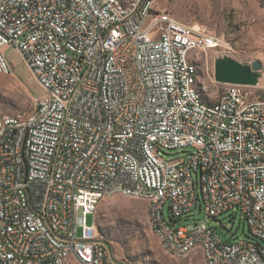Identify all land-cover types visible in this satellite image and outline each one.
I'll use <instances>...</instances> for the list:
<instances>
[{"label": "built area", "instance_id": "1", "mask_svg": "<svg viewBox=\"0 0 264 264\" xmlns=\"http://www.w3.org/2000/svg\"><path fill=\"white\" fill-rule=\"evenodd\" d=\"M159 1L117 17L108 0H0V62L11 71L4 50L18 52L43 93L28 125L0 121V264H123L86 224L113 188L155 193L173 255L202 241L264 264V92L228 85L214 108L197 102L189 50L223 41ZM197 207L238 213L255 240L181 224Z\"/></svg>", "mask_w": 264, "mask_h": 264}, {"label": "rangeland", "instance_id": "2", "mask_svg": "<svg viewBox=\"0 0 264 264\" xmlns=\"http://www.w3.org/2000/svg\"><path fill=\"white\" fill-rule=\"evenodd\" d=\"M158 8L177 22L194 30L216 36L223 46L216 50L189 51V61L198 70L197 90L206 104L216 103L228 85L214 78L217 58L231 57L242 64L261 62V81L249 89L252 98L264 92V0H160ZM5 56L11 71L0 72V115L25 117L36 108L42 90L18 52L6 49ZM10 67V66H9ZM186 151L193 152L192 149ZM171 157H184L181 150ZM152 204L146 199L114 194L105 197L95 213L86 217V224L96 222L99 234L108 241L116 260L130 264H206L202 255L195 252L184 258L166 254L161 241L153 231ZM169 219L170 212L165 211ZM204 223L215 229L223 241H254L244 219L233 212L225 213L217 221L208 219L204 210L195 208L181 224Z\"/></svg>", "mask_w": 264, "mask_h": 264}, {"label": "bare ground", "instance_id": "3", "mask_svg": "<svg viewBox=\"0 0 264 264\" xmlns=\"http://www.w3.org/2000/svg\"><path fill=\"white\" fill-rule=\"evenodd\" d=\"M108 1L110 2L114 11L117 12V17H129V10H125V9L134 8L135 5L138 4L139 0H108ZM142 20H149V9H142ZM187 67L190 71L191 93H193L195 100L197 102L205 103L196 87L197 75H198L197 68L195 65L189 62V58L187 59ZM9 70H10L9 65H3L0 62V72L8 73ZM207 108H214V104H207ZM36 111H37V104L33 112H31L29 115L25 117L0 115V121L16 122V125H28L29 122L32 120V118L35 117ZM114 194H122L127 197H132L137 199H146L152 204L151 217L153 222V231L156 237H158L159 240L161 241V245L166 254L170 255L171 257L180 259L190 256L195 252H199L202 255L204 262L206 264H229V259H221L217 254H215V251L213 250L212 247L204 246L202 241H191L189 244H187L186 247L183 248V250L178 252L176 255H173L172 253H175V243L173 241V235L166 226L158 227V221L156 220V219H162V222H170V216L168 219L165 213H162L161 210H158V203H155L156 202L155 193L147 192L144 189L113 188L111 191L106 192L105 197ZM105 197H102L101 201ZM98 205H96V208L98 207ZM93 228H95V234L97 238L100 241H102L104 244H106V246H109L108 241H106L104 238L100 236L96 222L93 225ZM122 261L123 264H129L126 260H122ZM237 264H253L252 256L237 257Z\"/></svg>", "mask_w": 264, "mask_h": 264}, {"label": "water", "instance_id": "4", "mask_svg": "<svg viewBox=\"0 0 264 264\" xmlns=\"http://www.w3.org/2000/svg\"><path fill=\"white\" fill-rule=\"evenodd\" d=\"M261 62L245 65L225 56L215 60L214 78L219 84L258 87L261 81Z\"/></svg>", "mask_w": 264, "mask_h": 264}, {"label": "trees", "instance_id": "5", "mask_svg": "<svg viewBox=\"0 0 264 264\" xmlns=\"http://www.w3.org/2000/svg\"><path fill=\"white\" fill-rule=\"evenodd\" d=\"M189 58V57H188ZM190 62V61H189ZM190 63H192V62H190ZM193 65H195L194 63H192ZM197 68V67H196ZM198 71V70H197ZM130 264V263H129Z\"/></svg>", "mask_w": 264, "mask_h": 264}]
</instances>
